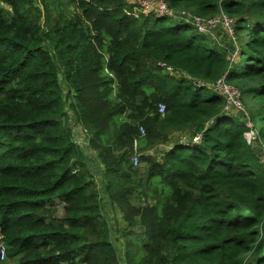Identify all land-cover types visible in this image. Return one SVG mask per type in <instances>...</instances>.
I'll return each instance as SVG.
<instances>
[{
  "label": "trees",
  "instance_id": "1",
  "mask_svg": "<svg viewBox=\"0 0 264 264\" xmlns=\"http://www.w3.org/2000/svg\"><path fill=\"white\" fill-rule=\"evenodd\" d=\"M127 2L75 0L66 14L59 0H0L4 261L119 264L84 138L130 228L120 231L126 264H264V160L254 148L264 143V0H166L235 18V62L178 16ZM158 62L209 83L224 77L245 111L224 113L220 95ZM176 132L200 141L173 142L162 161L149 154Z\"/></svg>",
  "mask_w": 264,
  "mask_h": 264
},
{
  "label": "rangeland",
  "instance_id": "2",
  "mask_svg": "<svg viewBox=\"0 0 264 264\" xmlns=\"http://www.w3.org/2000/svg\"><path fill=\"white\" fill-rule=\"evenodd\" d=\"M61 2V9L66 13L70 14L74 10V4L75 0H59ZM129 4L133 6V11L134 12H155L158 14V11L156 9V3L153 2V5L150 7H144L141 6L140 4L136 3V0H127ZM0 6L6 7L5 5L0 3ZM173 10V9H172ZM221 12V11H220ZM174 14H178L177 11L173 10ZM182 14V13H181ZM223 13H217L215 16H221ZM227 22L228 24H223V23H216L215 27H212L208 30L204 36L210 41V43L213 46H221V47H226L227 46V53L226 56L233 62H235L238 58V40L237 37L235 36L234 28H235V18L228 16ZM179 19H181L179 17ZM228 28L226 29L225 26ZM64 87V86H63ZM64 90L65 87H64ZM206 90V89H204ZM225 107V104H224ZM223 112L226 114H240V111L236 109L235 107H228L227 109H223ZM70 115V112H69ZM71 117V115H70ZM72 118V117H71ZM72 121V120H71ZM176 132L171 135L168 144L165 143L160 144L155 146L152 150V153H154V158H156L158 161H162V158L164 157V153L168 151L169 146H172L173 142H178L181 138L191 140L192 139V134L190 132H183L179 133ZM247 139H250V143L254 145V136L252 133H247L245 134ZM189 140V141H190ZM262 142V141H261ZM259 140L257 141L255 152L259 156L261 160H264V147H262V143ZM170 144V145H169ZM264 144V143H263ZM80 145L83 147L82 143ZM90 153H94L92 150ZM88 151H85V159L87 162V166L91 171L92 174V179L96 181V189L99 191V199H100V204H101V215L102 218L105 220L107 229L109 231V237L110 241L112 242L113 246L115 247L118 259H119V264H126V260L124 257V250H125V237L121 236V230H127L128 228L126 226L125 221L122 218V211L119 209L113 210L110 203L108 196L104 193V183L103 186H101V175H102V170H99V174L97 173L100 165L98 164L97 160L91 156ZM142 163H140L139 166L136 168H141L142 169ZM136 203V201H133ZM59 201L55 200L53 203V206L57 210V215H61V207L59 205ZM3 264H14V262L11 261H2Z\"/></svg>",
  "mask_w": 264,
  "mask_h": 264
},
{
  "label": "built area",
  "instance_id": "3",
  "mask_svg": "<svg viewBox=\"0 0 264 264\" xmlns=\"http://www.w3.org/2000/svg\"><path fill=\"white\" fill-rule=\"evenodd\" d=\"M153 2L156 3V9L158 11V14L161 15H167V16H178L180 17L183 21L191 24L200 34H206L208 32V30L212 27L216 26V23H223V24H228L227 22V18H229L225 13H223L222 11L219 13H223L221 14V16H213V17H202L199 16L197 14L194 13H190V12H186V11H179L178 14H174L172 8H170L167 5L166 0H136V3L140 4L141 6L144 7H150L151 5H153ZM182 13V14H181ZM179 19V18H178ZM225 26V25H224ZM225 28L227 29L228 27L225 26ZM160 66H164V72L172 75L175 78H184L187 81L191 82L193 84L194 88H201V89H206L208 91H214L216 92L218 95H220L223 100H224V104L225 107L224 109H227L228 107H235L236 109H238L240 112H244L245 109L243 107V104L240 100V96H241V92L239 91L238 88H236L235 86L229 84L224 77H221L219 79H217L214 83H209V82H205L202 81L201 79H197L194 77H191L190 75H188L187 73L184 72H180V71H176L174 70L171 66H167L165 65V63L163 62H158L157 63ZM157 111L159 114H163L165 111V106L164 104H158L157 106ZM139 133L140 136H143L145 133V130L142 126H139ZM250 133L253 134L252 131H249ZM247 132V133H249ZM85 133V130H84ZM245 133V134H247ZM200 133H197L195 135L192 136V139L190 141L192 142H199L200 141ZM254 136V134H253ZM245 138L248 142H250V139H247L246 135ZM187 139H183L181 138L179 140V142H186L189 141ZM79 145V147L81 149L85 151H88L90 153L91 149L88 146V140L86 139H80L78 141H76ZM80 143H82L83 147L80 145ZM91 156H93V153H90ZM131 162L134 168H136L137 166L140 165V161H139V153L137 152L136 148H133V153L131 156ZM5 253H6V245L4 243V236L0 233V261L5 260Z\"/></svg>",
  "mask_w": 264,
  "mask_h": 264
},
{
  "label": "crops",
  "instance_id": "4",
  "mask_svg": "<svg viewBox=\"0 0 264 264\" xmlns=\"http://www.w3.org/2000/svg\"><path fill=\"white\" fill-rule=\"evenodd\" d=\"M152 151H153V150L149 151V154L153 156V155H154V153H152Z\"/></svg>",
  "mask_w": 264,
  "mask_h": 264
}]
</instances>
